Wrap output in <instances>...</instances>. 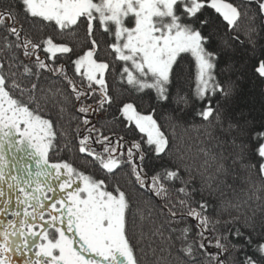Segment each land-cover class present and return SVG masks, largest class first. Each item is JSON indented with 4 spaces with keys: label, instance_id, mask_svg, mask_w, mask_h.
Masks as SVG:
<instances>
[{
    "label": "snow or ice",
    "instance_id": "1",
    "mask_svg": "<svg viewBox=\"0 0 264 264\" xmlns=\"http://www.w3.org/2000/svg\"><path fill=\"white\" fill-rule=\"evenodd\" d=\"M0 264H264V0H0Z\"/></svg>",
    "mask_w": 264,
    "mask_h": 264
},
{
    "label": "trees",
    "instance_id": "2",
    "mask_svg": "<svg viewBox=\"0 0 264 264\" xmlns=\"http://www.w3.org/2000/svg\"><path fill=\"white\" fill-rule=\"evenodd\" d=\"M67 39L71 40L73 39L72 35H69L67 37ZM253 98L249 97L248 100L251 101ZM93 121L97 124V126H99L101 123H103L104 121V117L100 116L99 113H97L94 118H92ZM75 127V122H73V128ZM196 133L195 131L189 130L187 132L183 131V130H179L177 132V141H176V148L179 152L181 153H185L188 152L189 148L192 149V153L195 152V147L194 145L198 142L193 141L192 139H189L190 137H195ZM76 163L79 165L80 161L77 159ZM251 164H255L256 161L252 160L250 161ZM255 174V170L253 169V175ZM121 182H123V180H121Z\"/></svg>",
    "mask_w": 264,
    "mask_h": 264
},
{
    "label": "rangeland",
    "instance_id": "3",
    "mask_svg": "<svg viewBox=\"0 0 264 264\" xmlns=\"http://www.w3.org/2000/svg\"><path fill=\"white\" fill-rule=\"evenodd\" d=\"M92 118H94V116Z\"/></svg>",
    "mask_w": 264,
    "mask_h": 264
}]
</instances>
